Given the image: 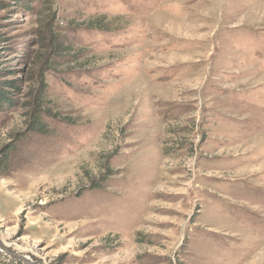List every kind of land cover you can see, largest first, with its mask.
<instances>
[{
    "label": "rangeland",
    "instance_id": "rangeland-1",
    "mask_svg": "<svg viewBox=\"0 0 264 264\" xmlns=\"http://www.w3.org/2000/svg\"><path fill=\"white\" fill-rule=\"evenodd\" d=\"M4 81L2 241L264 264V0H0Z\"/></svg>",
    "mask_w": 264,
    "mask_h": 264
},
{
    "label": "water",
    "instance_id": "water-1",
    "mask_svg": "<svg viewBox=\"0 0 264 264\" xmlns=\"http://www.w3.org/2000/svg\"><path fill=\"white\" fill-rule=\"evenodd\" d=\"M18 247L12 243H6L0 239V251L6 253L9 257L21 262L22 264H47L45 260L32 251L18 252Z\"/></svg>",
    "mask_w": 264,
    "mask_h": 264
},
{
    "label": "trees",
    "instance_id": "trees-1",
    "mask_svg": "<svg viewBox=\"0 0 264 264\" xmlns=\"http://www.w3.org/2000/svg\"><path fill=\"white\" fill-rule=\"evenodd\" d=\"M19 2V0H16ZM23 1V0H21ZM4 83H7L4 86L0 85V108H2L6 102L12 104V97L9 95V93H7V91H9V87H11L13 85V83H10V81H4ZM8 89V90H7Z\"/></svg>",
    "mask_w": 264,
    "mask_h": 264
},
{
    "label": "bare ground",
    "instance_id": "bare-ground-1",
    "mask_svg": "<svg viewBox=\"0 0 264 264\" xmlns=\"http://www.w3.org/2000/svg\"><path fill=\"white\" fill-rule=\"evenodd\" d=\"M18 249V248H17ZM18 252H20V253H24V251H22L21 249H18Z\"/></svg>",
    "mask_w": 264,
    "mask_h": 264
}]
</instances>
